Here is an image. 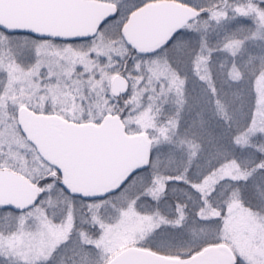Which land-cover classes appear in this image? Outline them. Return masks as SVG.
<instances>
[{"label":"snow or ice","instance_id":"1","mask_svg":"<svg viewBox=\"0 0 264 264\" xmlns=\"http://www.w3.org/2000/svg\"><path fill=\"white\" fill-rule=\"evenodd\" d=\"M0 264H264V0H0Z\"/></svg>","mask_w":264,"mask_h":264}]
</instances>
